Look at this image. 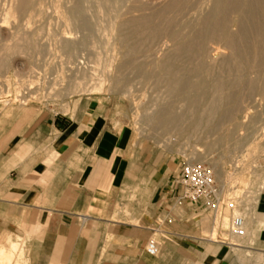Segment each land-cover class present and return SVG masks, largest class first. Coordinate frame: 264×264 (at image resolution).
Segmentation results:
<instances>
[{"label": "crops", "instance_id": "crops-1", "mask_svg": "<svg viewBox=\"0 0 264 264\" xmlns=\"http://www.w3.org/2000/svg\"><path fill=\"white\" fill-rule=\"evenodd\" d=\"M179 165L99 97L67 113L2 105L0 253L25 264H264V163L242 236L230 232L233 208L178 197Z\"/></svg>", "mask_w": 264, "mask_h": 264}, {"label": "rangeland", "instance_id": "rangeland-1", "mask_svg": "<svg viewBox=\"0 0 264 264\" xmlns=\"http://www.w3.org/2000/svg\"><path fill=\"white\" fill-rule=\"evenodd\" d=\"M29 1V6L20 9L22 22L16 21L13 24L14 28L10 29L6 36L7 40L0 41V47L14 43V35L24 32L32 36L34 41V47L31 44L26 45L27 51L23 54L11 55L8 51L4 53V49L0 48V72L2 70L0 107L13 105L67 113L79 98L99 97L103 102L111 105L117 120L122 125L129 126L136 138L150 140L153 147L165 150L169 156L173 155L178 164L191 162L208 166L215 178L219 198L223 204L221 207L232 204L235 215H241V209L251 208L262 185L264 163V52L261 55V63L255 59L251 51L255 43H259L264 48V41L254 36V28H251L247 35L245 34L244 42L240 43L237 38L235 39L237 46L247 49L242 61L234 59L229 52L230 49L220 40L206 43L203 52L200 53L201 57L189 60L172 54L174 43L169 38V33L176 31L182 36L192 27H196L198 18L209 10L210 0H184L181 9L168 7L172 0ZM11 2L12 0H0V14L7 10ZM234 13L236 12H229L226 20L230 33L237 36L238 28L235 21L239 15ZM142 17H148L150 23L135 25L134 20ZM113 19L117 21L114 22ZM258 20L250 22V27L255 26ZM151 27L160 29V33L151 35ZM262 29L264 33V24ZM68 30L71 32L68 36L74 39L72 52L57 47V37ZM3 55L11 60L4 58ZM167 56L170 58L168 61L173 73L182 75L181 77L187 82H202L203 86L200 89L191 91V95L198 96L196 97L198 102L194 103L193 107L184 101L177 91L169 92L166 81L158 79L159 63L167 59ZM69 59L84 62L83 66L94 75L91 79H87L88 84L86 82L82 92L71 93L68 90L69 71L66 73L65 71ZM71 68H74L73 65ZM63 75L66 78H62ZM214 81L234 82L228 89L233 97L232 103H223V111L226 109L228 116L220 120L219 111L211 118L210 124L203 122L196 129L193 122L200 116L205 119L206 116L201 113V109L212 99L210 84ZM177 88L182 89L179 86ZM197 91L199 93H196ZM18 92L22 95L20 96ZM164 108L175 110V113L181 117L178 128L170 127L169 130H165L150 121L157 110ZM189 125L191 129L187 130ZM205 142L211 146L208 152ZM16 257L14 254L11 255L10 261L0 259V264L17 262L24 264L21 257Z\"/></svg>", "mask_w": 264, "mask_h": 264}, {"label": "bare ground", "instance_id": "bare-ground-1", "mask_svg": "<svg viewBox=\"0 0 264 264\" xmlns=\"http://www.w3.org/2000/svg\"><path fill=\"white\" fill-rule=\"evenodd\" d=\"M184 0H172L168 7L170 6L171 8L175 7V8H182V2ZM197 1V0H196ZM201 3V1H200ZM30 1L29 0H12V2L10 3V5L8 6L7 10L0 14V41L6 39V36L8 35V33L10 32V29L14 28V25L17 22L21 23L22 22V15L20 13V9H23L27 6H29ZM188 4V3H187ZM186 4V5H187ZM195 4V3H194ZM191 5V4H189ZM199 5V4H197ZM201 5V4H200ZM197 8V7H195ZM44 12V11H43ZM179 12V11H178ZM229 12H236L238 13V19L235 21V24L238 28L237 30V36L236 34L233 35L230 33V31L228 30V25H227V20H226V16L228 15ZM49 13V12H47ZM234 13V14H236ZM29 14V13H28ZM233 14V15H234ZM167 15V14H166ZM182 15V14H181ZM185 15V14H184ZM232 15V16H233ZM40 16V15H39ZM43 16V15H42ZM168 16V15H167ZM118 18V16H117ZM231 18V17H230ZM35 19V18H34ZM38 19H40L38 17ZM168 19V18H167ZM255 19H259L258 22H256V25L253 27H250V22L252 23L253 20ZM71 20V19H70ZM114 20V19H113ZM67 21L69 22V19H67ZM117 20H114V22ZM29 21H27L28 23ZM35 22V21H33ZM182 22V20H181ZM150 23V19L148 17H142V18H138L136 20H134V24L135 25H141V24H149ZM153 23V22H152ZM175 23V22H174ZM160 24V23H159ZM263 24H264V2L263 0H210L209 1V10L201 15L198 18L197 21V25L196 27H192L187 33H185L182 36H179L177 34L176 31H171V33H169V38L173 41L174 45V49L172 51L173 55H180L184 58H187L189 60H194L196 59L198 56H200V53L203 52L204 46L206 45V43L210 42V41H214V40H220L222 41L223 45L226 46L227 48L230 49V53L231 55L234 57V59L237 60H241L244 52L247 51L246 48L241 49L239 46H237L238 44L236 43L235 39L237 38L239 40V42L241 43L242 41L244 42L245 40L243 39L245 34L251 29L254 28V33L258 39H261L262 41H264V33H263ZM176 25V24H175ZM103 26V25H102ZM52 27V26H51ZM69 27V25H68ZM112 27V26H111ZM175 27V26H174ZM173 27V28H174ZM24 28V27H23ZM113 28V27H112ZM111 28V29H112ZM152 28V27H151ZM68 29V28H67ZM70 29V28H69ZM16 30V29H15ZM114 30V29H113ZM138 30V29H137ZM18 31V30H17ZM53 31V29H52ZM140 31V30H139ZM12 32V31H11ZM51 32V31H50ZM15 33H19V32H15ZM44 33V32H43ZM109 33V32H108ZM158 33H160V29H154L152 28L150 31L151 35H157ZM182 33V31H181ZM59 36V33H57ZM69 34H71L70 30H68L67 32L62 33L59 37H57V47L67 51V52H72L73 49V45H74V39L71 38L70 36H68ZM123 34V33H121ZM143 34V33H142ZM52 35V34H51ZM247 35V34H246ZM129 36V35H128ZM127 36V37H128ZM132 36V34H131ZM141 37V36H140ZM157 37V36H156ZM9 38V37H8ZM155 38V37H154ZM13 39V38H12ZM107 39V38H106ZM116 39V38H115ZM246 39V38H245ZM255 39V38H254ZM7 40V39H6ZM112 40V39H110ZM14 43L11 44H4L3 47H0L2 49H4V53H6V51L10 52L11 55H17V54H23L26 53V45H32L34 44V41L32 39V36H28L27 33H19V34H15L14 35ZM120 42V41H119ZM125 42V41H123ZM256 42V41H255ZM106 43V42H105ZM114 43V42H112ZM122 43V42H121ZM136 43V42H135ZM152 43V42H151ZM154 43V42H153ZM264 43V42H263ZM76 44V43H75ZM127 44V43H126ZM131 44V43H130ZM167 44V43H166ZM263 45V44H262ZM25 46V47H24ZM163 46V45H162ZM31 47V48H32ZM53 47V46H52ZM75 47V46H74ZM29 48V47H27ZM37 48V47H36ZM122 48V47H121ZM148 48V47H147ZM39 49V48H38ZM37 49V51H39ZM115 49V48H114ZM137 49V48H135ZM252 53L255 57L256 60L261 61L262 63V57L261 55L264 52V48L263 46H261L259 43H255L252 48ZM33 50V49H32ZM35 50V49H34ZM58 50V49H57ZM111 50V49H110ZM134 50V49H132ZM131 50V51H132ZM157 50V49H156ZM36 51V53H37ZM51 51V50H49ZM129 51V50H128ZM140 51V50H139ZM146 51V50H145ZM155 51V50H154ZM249 51V50H248ZM7 52V53H8ZM30 52V51H28ZM33 52V51H32ZM54 52V50H53ZM123 52V51H122ZM144 52V51H143ZM35 53V52H33ZM113 53V52H112ZM117 53V52H116ZM32 53H30L31 55ZM40 54V52H39ZM50 54V53H48ZM55 54V53H54ZM61 53H59L60 55ZM69 54V53H68ZM114 54V53H113ZM121 54V53H120ZM168 54V53H167ZM28 55V56H30ZM38 55V54H37ZM52 55V53H51ZM73 55V53H72ZM124 55V53H123ZM20 56V55H19ZM46 56V55H45ZM77 56V55H74ZM114 56V55H113ZM112 56V57H113ZM4 58H6L3 55ZM33 57V56H31ZM83 57V56H82ZM165 57V56H164ZM169 56H167V59L165 58V60H163V62L159 63V68H160V72L157 75L158 79H162L164 81L167 82V85L169 86V92H175L177 91L181 96L182 99L186 102H188L190 105H192V107L194 106V103L198 102V99L196 97L197 94L191 95V91L193 90H198L200 89L203 84L200 81H195V82H187L186 79L184 80L180 75L178 76L177 74L173 73V71L171 70V66L169 65ZM201 57V56H200ZM210 57V56H208ZM47 58V57H46ZM72 58V57H71ZM109 58V57H107ZM206 58V57H205ZM8 60H11L9 57L6 58ZM17 59V58H16ZM39 59V57H38ZM115 59V57H114ZM125 59V58H124ZM164 59V58H163ZM13 60V59H12ZM184 60V59H183ZM5 61V59H4ZM7 61V60H6ZM33 61V60H32ZM51 61V60H50ZM60 61V60H59ZM114 60L112 59V62ZM185 61V60H184ZM242 61V60H241ZM108 62V59H107ZM137 62V61H136ZM157 62V61H156ZM190 62V61H189ZM188 62V63H189ZM195 62H199V61H195ZM194 62V63H195ZM255 62V61H253ZM5 63V62H4ZM15 63V62H14ZM51 63V62H49ZM243 63V62H242ZM259 63V62H258ZM45 65V62L43 63ZM68 67L67 70L65 71V73L67 71H69L68 73V90L71 91V93L73 92H80L86 85L87 79H91L92 76H94L91 72L88 71L87 67L83 66L84 62L82 61H70L68 62ZM157 64V63H156ZM174 64V63H173ZM241 64V63H239ZM49 65V64H47ZM71 65H73L74 68H71ZM110 65V64H109ZM112 65V64H111ZM194 65V64H193ZM263 65V64H261ZM174 66V65H173ZM197 66V64H196ZM233 66V65H232ZM235 66V65H234ZM239 67V65H237ZM244 66V65H243ZM257 66V65H256ZM45 67V66H44ZM49 67V66H48ZM90 67V66H89ZM93 67V65L91 66ZM111 67V66H110ZM192 67V66H191ZM229 67V66H228ZM57 68V67H56ZM109 68V67H108ZM157 68V66H156ZM213 68V67H211ZM221 68V67H219ZM245 68V67H244ZM5 69V68H4ZM45 69V68H44ZM66 69V68H65ZM98 69V68H97ZM107 69V68H106ZM182 69V68H181ZM42 70V69H41ZM58 70V69H57ZM103 70V69H102ZM105 70V68H104ZM184 70V69H183ZM189 70V69H187ZM204 70V69H203ZM228 70V69H227ZM233 70V69H231ZM261 70V69H260ZM263 70V69H262ZM9 71V70H8ZM59 71V70H58ZM98 71V70H97ZM100 71V70H99ZM110 71V69H109ZM172 71V72H171ZM229 71V70H228ZM2 72V70H1ZM0 72V73H1ZM44 72V71H43ZM102 72V71H101ZM108 72V71H107ZM190 72V71H189ZM235 72V71H234ZM10 73V72H9ZM56 73V72H55ZM96 73V72H95ZM104 73V72H103ZM109 73V72H108ZM203 73V72H202ZM259 73V71H258ZM262 73V72H261ZM7 74V73H6ZM12 74V73H11ZM17 74V73H16ZM60 74V73H57ZM102 74V73H101ZM207 74V73H206ZM8 75V74H7ZM19 75V74H18ZM29 75V74H28ZM31 75V74H30ZM45 75V74H44ZM99 75V74H97ZM239 74H237L238 76ZM242 75V74H241ZM258 75V74H257ZM259 76V75H258ZM260 76H262V74H260ZM64 77V75L62 76V78ZM231 77V76H230ZM233 77V76H232ZM55 78V77H54ZM66 78V77H64ZM107 78V77H106ZM9 79V78H8ZM103 79V78H102ZM249 79V78H248ZM24 80V79H23ZM33 80V79H32ZM107 80V79H106ZM233 80V79H232ZM29 81V80H28ZM57 81V80H56ZM223 81V80H222ZM20 82V81H19ZM103 82V81H102ZM59 84V82H57ZM97 83V82H96ZM94 83V84H96ZM234 83V82H233ZM232 82H217L214 81L210 84V89L212 90V99L209 101L208 105L205 106L203 109H201V113H203L206 117L205 119H203V116L199 117L198 119L195 120V122H193V125L197 128H199L198 126L200 124H202L203 122L210 124L211 118L214 117L215 114H217L219 111L221 112V116H220V120L222 119H226L227 118V114L228 111L225 109L223 111V103L224 102H231L233 101V97L231 95V93L228 91V89L230 87H232L233 85ZM21 84V83H20ZM19 84V85H20ZM24 84V83H23ZM65 84V83H64ZM63 84V85H64ZM88 84V82H87ZM209 84V83H207ZM26 85V84H25ZM53 85V83H52ZM162 85V84H161ZM206 85V83H205ZM235 85V84H234ZM240 85V84H239ZM238 85V86H239ZM251 85V83H250ZM9 86V84H8ZM7 86V87H8ZM62 86V85H61ZM88 86V85H87ZM182 87V89H178L177 87ZM208 86V85H207ZM264 86V85H263ZM1 87V86H0ZM63 87V86H62ZM209 87V86H208ZM259 87V86H258ZM9 88V87H8ZM18 88V87H17ZM28 88V87H27ZM25 87V89H27ZM113 88V87H112ZM177 88V89H176ZM254 88V87H253ZM256 88V87H255ZM2 89V88H1ZM233 89V88H232ZM232 89L230 91H232ZM257 89V88H256ZM21 90V88H20ZM29 90V89H28ZM84 90V89H83ZM201 91V90H200ZM253 91H255L253 89ZM17 92V91H16ZM21 92V91H20ZM82 92V91H81ZM22 93V92H21ZM193 93V92H192ZM196 93H199L198 91ZM203 93V92H202ZM263 92H261L262 94ZM19 94V92H18ZM24 94V93H22ZM21 94V95H22ZM8 95V94H7ZM6 95V96H7ZM10 95V94H9ZM20 95V94H19ZM20 95V96H21ZM201 95V94H200ZM199 95V96H200ZM25 96V95H24ZM3 97V96H2ZM236 98V97H235ZM255 98V97H253ZM261 98V95H260ZM17 99V98H15ZM263 101H264V96H263ZM232 103V102H231ZM232 105V104H231ZM244 106V105H243ZM263 106H264V102H263ZM171 107V106H170ZM225 108V107H224ZM187 109V108H186ZM264 110V109H263ZM260 111V110H259ZM184 113V112H183ZM186 113V112H185ZM184 113V114H185ZM154 114V113H153ZM201 114V115H203ZM259 114V113H258ZM187 115V114H186ZM196 115V114H195ZM193 115V116H195ZM235 115V114H234ZM233 115V116H234ZM255 115V114H254ZM217 116V115H216ZM215 116V117H216ZM260 116V115H259ZM249 117V116H248ZM251 117V116H250ZM253 117V116H252ZM186 118V117H185ZM195 119V118H194ZM181 117L178 115V113H175V110L171 109V108H164V109H159L157 110V112L155 113V115L151 118V122L155 125L158 126L162 129L165 130H169L170 127H177L180 123ZM186 120V119H185ZM190 120V118H189ZM214 120V119H213ZM184 121V120H183ZM216 122V121H215ZM226 122V121H225ZM237 122V121H236ZM260 122V121H259ZM183 123V122H182ZM181 123V124H182ZM238 123V122H237ZM180 124V126H181ZM185 125V123H184ZM212 125V122H211ZM183 126V125H182ZM251 126V125H250ZM192 127V126H191ZM178 128V127H177ZM190 128V125L188 126L187 130ZM181 129V128H180ZM191 129V128H190ZM177 130V129H176ZM184 130V129H183ZM208 131V130H207ZM167 132V131H166ZM196 132V131H195ZM212 134V133H210ZM209 134V135H210ZM212 136V135H211ZM206 143V142H205ZM208 143V142H207ZM205 144L206 147V152H208L211 149V146L208 144ZM195 151V150H194ZM203 154V153H202ZM213 168L215 167V165H212ZM222 179V178H221ZM224 180V179H223ZM249 180V179H248ZM241 207V206H240ZM237 211V209H235ZM231 213V212H230ZM237 213V212H236ZM239 213V212H238ZM241 213V211H240ZM226 217V216H225ZM243 218V217H242ZM253 228V227H252ZM250 230V229H249ZM248 231V229H247ZM229 233V232H228ZM13 234V233H12ZM9 236V235H8ZM11 237V236H10ZM18 237V236H17ZM20 239V238H18ZM9 242L12 244V242L9 239ZM17 243V242H16ZM15 243V246H16ZM13 246V247H15ZM1 247V246H0ZM11 247V246H10ZM18 248V243H17V247ZM13 248V252L14 249ZM11 249V248H9ZM5 250V248H4ZM3 251V250H2ZM16 251V250H15ZM5 252V251H3ZM9 252V251H8ZM11 251V253H13ZM11 253H8L9 255ZM22 253V252H21ZM14 255V254H13ZM21 256V254H20ZM19 254L17 255L16 258L20 257ZM22 257V256H21ZM24 257V256H23ZM10 256H6L5 254H3L2 252L0 253V259H5L6 261H10ZM14 258V257H13ZM22 259V258H20ZM18 260V259H17ZM16 260V261H17ZM23 260V259H22ZM20 260V261H22ZM15 261V262H16ZM19 261V260H18ZM25 261V260H24ZM22 261V262H24ZM27 261V260H26ZM14 263V262H13ZM21 263V262H20ZM16 264H19V262H17ZM25 264V263H24Z\"/></svg>", "mask_w": 264, "mask_h": 264}, {"label": "built area", "instance_id": "built-area-1", "mask_svg": "<svg viewBox=\"0 0 264 264\" xmlns=\"http://www.w3.org/2000/svg\"><path fill=\"white\" fill-rule=\"evenodd\" d=\"M171 185L181 200L191 203L202 201L205 208L215 212L223 205L219 198L214 175L211 169L204 164L182 162L172 177ZM226 206L233 208L230 203ZM230 232L236 236L243 235V219L240 215H234ZM145 251L148 255H157V243L154 240L148 241Z\"/></svg>", "mask_w": 264, "mask_h": 264}]
</instances>
